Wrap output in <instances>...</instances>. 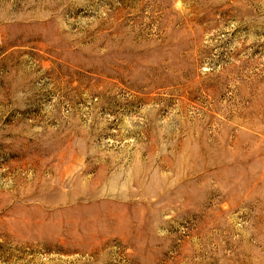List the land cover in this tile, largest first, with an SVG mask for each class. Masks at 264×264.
Wrapping results in <instances>:
<instances>
[{"label":"rangeland","instance_id":"rangeland-1","mask_svg":"<svg viewBox=\"0 0 264 264\" xmlns=\"http://www.w3.org/2000/svg\"><path fill=\"white\" fill-rule=\"evenodd\" d=\"M0 264H264V0H0Z\"/></svg>","mask_w":264,"mask_h":264}]
</instances>
